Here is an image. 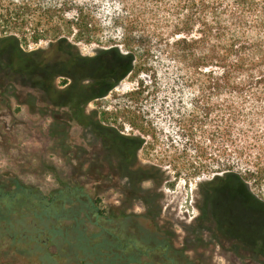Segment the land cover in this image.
Wrapping results in <instances>:
<instances>
[{
	"label": "trees",
	"instance_id": "16d2710c",
	"mask_svg": "<svg viewBox=\"0 0 264 264\" xmlns=\"http://www.w3.org/2000/svg\"><path fill=\"white\" fill-rule=\"evenodd\" d=\"M3 22L29 28L34 43L47 39L50 44L46 50L26 53L18 34L0 37V73L34 86L50 106L68 108V122L52 116V138L62 143L75 125L94 135L107 159L101 169L111 173L118 186L141 193L145 208L142 216L128 215L125 203L118 207V216L112 208L100 210L97 196L83 184L62 181L63 186L49 194L17 180L0 184V243L8 240L15 254L32 256L28 264H57L59 258L78 264L80 256L81 264H194L172 243L176 234L162 235L138 221L157 224L167 180L161 168L137 160L144 143L140 135H125L120 128L125 124L119 111L126 114L140 105L144 83L116 97L120 104L114 111L88 110L128 76L152 70L156 53L174 62L177 79L196 93L189 114L180 118L188 123L190 135L195 137L203 120L219 122L224 157L229 158L232 149L242 164L244 172L235 171L226 159L209 181L199 184L204 205L238 198L244 207L250 197L264 215V200L248 183L253 176L264 181V0H0ZM102 35L118 45L101 47L93 56L82 55L71 40L98 43ZM139 57L142 65L137 64ZM57 77L70 81L60 88ZM129 145L131 158L125 163ZM197 147L208 155L200 143ZM101 169L95 172L100 181L110 176ZM199 210L201 216L206 213L204 206ZM207 215L221 229L213 206ZM88 222L99 225L100 235L88 230ZM81 238L85 247L79 245Z\"/></svg>",
	"mask_w": 264,
	"mask_h": 264
},
{
	"label": "rangeland",
	"instance_id": "374dc122",
	"mask_svg": "<svg viewBox=\"0 0 264 264\" xmlns=\"http://www.w3.org/2000/svg\"><path fill=\"white\" fill-rule=\"evenodd\" d=\"M7 34H18L23 38L20 46L23 52L49 48L50 40L43 39L34 43L30 38L29 28L15 29L7 23H0V37ZM102 36L98 43L76 42L73 38L71 40L82 55L93 56L101 47L118 45L110 42L108 35ZM121 49L125 51L122 45ZM137 62L142 65V58L139 57ZM152 64L153 69L149 72L142 74L139 71L128 76L103 100L93 101L88 105L89 111L99 107L104 111H114L115 105L119 103L116 97L125 96L140 88L141 81L144 83L140 105L132 106L126 114L119 111L120 121L125 124L120 128L125 135H140L144 142L139 153L140 162L161 168L167 180L161 190L164 196L157 224L153 227L144 218L133 219L140 221L144 228L147 226L155 231L158 229L162 235L163 232L176 234L171 237L172 243L176 248L184 250L191 263L264 264L261 259H254L249 253L231 252L221 247L219 244L227 245L228 242L220 239L213 241L205 231L203 219L198 217L199 208L203 207L204 201L199 184L209 181L216 171L223 168L226 159L231 160L235 171L244 172L242 164L232 153V149L231 156L224 157L225 144L220 137L219 122L203 120L198 123L201 127L195 131V137L190 135L188 123L181 122L180 118L189 114L196 93L177 79L178 72L174 62L165 60L156 53ZM69 81L57 77L55 84L61 88ZM200 106L203 109V105ZM67 111L66 107L50 106L40 90L32 85H24L19 77L9 80L0 73V184L17 180L21 185L36 186L45 194L58 190L63 182L83 184L91 195L97 196L100 210L112 208L117 214L120 211L118 207L125 203L128 215H144L142 194L130 191L125 186H118L112 174L101 169L107 159L100 141L94 135L75 125L62 141L63 145L52 138L49 128L52 116L68 122L65 116ZM199 143L207 150V156L203 155V150L198 149ZM109 166L112 168V164ZM97 169L103 170L105 176H110L100 181L99 174L95 173ZM90 170L94 171L93 176ZM248 183L251 191L264 200V181L253 176L248 179ZM129 198L132 200H128ZM211 205L218 212L217 220L225 230L240 237L245 245L264 254V215L258 213L260 206L255 199L247 198L246 213L238 210L237 204L228 198L213 200ZM23 217L29 219L26 215ZM87 228L95 234L101 233L99 225L88 222ZM167 236L170 239L169 234ZM98 237L95 235L94 240L97 241ZM79 245L85 247V239L81 238ZM14 250L16 248L8 240L1 242L0 264H28L33 259L27 254L18 256ZM146 259L144 258L147 262ZM57 260V264H69L66 259ZM82 261L84 257L80 256L76 263L81 264ZM91 263L93 261L88 264Z\"/></svg>",
	"mask_w": 264,
	"mask_h": 264
},
{
	"label": "flooded vegetation",
	"instance_id": "af4514ba",
	"mask_svg": "<svg viewBox=\"0 0 264 264\" xmlns=\"http://www.w3.org/2000/svg\"><path fill=\"white\" fill-rule=\"evenodd\" d=\"M113 149L115 146L114 144L111 145ZM131 146H127L125 147V153H126V156L124 158L125 160V163L126 162H129V159L131 158ZM142 148V146H141ZM141 148L139 149V151L137 152V160L139 159L140 161V156H139V153H140V150ZM112 152V151H111ZM110 161L113 163L114 161V158L115 156L112 155V153H110ZM113 166V164H112ZM233 201V203H236L237 204V208L238 210L241 211V209L243 210L244 207H242V204H241V200H239L238 198L237 199H231ZM203 206L205 207V212L202 216H201V212H200V215L198 217H202L203 219V226L205 228V231L207 232L208 236L213 239V241L215 240H225L228 242L227 245H224V244H219L221 247H224L226 249H228L229 251L231 252H242V253H249L254 259H261V262L264 263V254L262 251H259V250H255V249H252L251 247H249L248 245H245L241 238L240 237H236L234 236V234H230L229 231L225 230L223 227H221V229H217L214 227V224L213 222L211 221V219L209 218L210 216L207 215V213L210 211V208L212 207V205L210 204L209 200L206 201V204L204 205V201H203ZM246 209V208H245ZM204 231V232H205ZM214 245H217V244H214ZM257 252V254H255ZM261 252V253H260Z\"/></svg>",
	"mask_w": 264,
	"mask_h": 264
}]
</instances>
